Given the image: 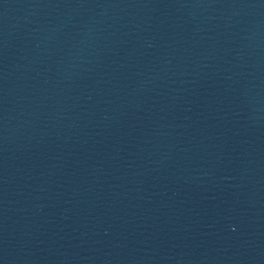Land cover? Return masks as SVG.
<instances>
[{"label": "water", "instance_id": "1", "mask_svg": "<svg viewBox=\"0 0 264 264\" xmlns=\"http://www.w3.org/2000/svg\"><path fill=\"white\" fill-rule=\"evenodd\" d=\"M0 264H264V0H0Z\"/></svg>", "mask_w": 264, "mask_h": 264}]
</instances>
